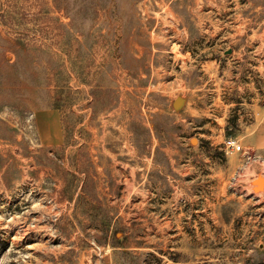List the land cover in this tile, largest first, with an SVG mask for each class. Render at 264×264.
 <instances>
[{"label": "rangeland", "instance_id": "374dc122", "mask_svg": "<svg viewBox=\"0 0 264 264\" xmlns=\"http://www.w3.org/2000/svg\"><path fill=\"white\" fill-rule=\"evenodd\" d=\"M260 178L264 0H0V264H264Z\"/></svg>", "mask_w": 264, "mask_h": 264}, {"label": "trees", "instance_id": "16d2710c", "mask_svg": "<svg viewBox=\"0 0 264 264\" xmlns=\"http://www.w3.org/2000/svg\"><path fill=\"white\" fill-rule=\"evenodd\" d=\"M54 89L56 90V92H55V96H54L55 98H54V102L52 104V107L56 110H60L62 103L65 100V97H66V99H68V96L62 95V91L64 90V88H63V86L60 85V83H56ZM63 124H64V122H63ZM63 129H64V134H65V139H68L69 128L66 126V124H64Z\"/></svg>", "mask_w": 264, "mask_h": 264}, {"label": "built area", "instance_id": "2783aa9c", "mask_svg": "<svg viewBox=\"0 0 264 264\" xmlns=\"http://www.w3.org/2000/svg\"><path fill=\"white\" fill-rule=\"evenodd\" d=\"M241 149L239 145H236V141L229 139L225 142V150L226 152H238Z\"/></svg>", "mask_w": 264, "mask_h": 264}, {"label": "water", "instance_id": "95a60500", "mask_svg": "<svg viewBox=\"0 0 264 264\" xmlns=\"http://www.w3.org/2000/svg\"><path fill=\"white\" fill-rule=\"evenodd\" d=\"M184 100L182 98H177L173 103V108L176 110L177 108L181 107L183 105ZM192 144L196 143V140L191 141Z\"/></svg>", "mask_w": 264, "mask_h": 264}, {"label": "bare ground", "instance_id": "6f19581e", "mask_svg": "<svg viewBox=\"0 0 264 264\" xmlns=\"http://www.w3.org/2000/svg\"><path fill=\"white\" fill-rule=\"evenodd\" d=\"M258 183H259V186H262V185H264V180L263 179H258V181H257Z\"/></svg>", "mask_w": 264, "mask_h": 264}]
</instances>
